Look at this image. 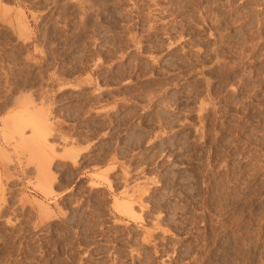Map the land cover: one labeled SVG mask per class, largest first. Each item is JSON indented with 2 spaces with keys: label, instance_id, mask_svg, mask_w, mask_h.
I'll return each instance as SVG.
<instances>
[{
  "label": "rangeland",
  "instance_id": "obj_1",
  "mask_svg": "<svg viewBox=\"0 0 264 264\" xmlns=\"http://www.w3.org/2000/svg\"><path fill=\"white\" fill-rule=\"evenodd\" d=\"M0 264H264V0H0Z\"/></svg>",
  "mask_w": 264,
  "mask_h": 264
},
{
  "label": "bare ground",
  "instance_id": "obj_2",
  "mask_svg": "<svg viewBox=\"0 0 264 264\" xmlns=\"http://www.w3.org/2000/svg\"><path fill=\"white\" fill-rule=\"evenodd\" d=\"M96 1H97V0H96ZM87 2H88V1H87ZM100 3H101V2H100ZM84 4H85V3H84ZM95 4H96V3H95ZM106 5H107V3H106ZM82 6H83V5H82ZM159 6H160V5H159ZM156 7H157V6H156ZM158 8H159V7H158ZM176 8H177V7H176ZM87 10H88V9H87ZM162 10H163V9H162ZM188 10H189V9H188ZM175 11H176V10H175ZM85 22H86V21H85ZM154 26H155V25H154ZM162 30H163V29H162ZM163 31H164V30H163ZM151 32H152V31H151ZM167 33H168V32H167ZM21 35H22V34H21ZM183 35H184V34H183ZM197 40H198V39H197ZM249 44H250V43H249ZM241 45H242V44H241ZM218 46H219V45H218ZM251 46H252V45H251ZM245 49H246V48H245ZM217 51H218V50H217ZM189 56H190V55H189ZM249 58H250V57H249ZM236 65H237V64H236ZM179 66H180V65H179ZM238 68H239V67H238ZM217 69H218V68H217ZM184 71H185V70H184ZM182 74H183V73H182ZM247 84H248V83H247ZM254 84H255V83H254ZM253 87H254V85H253ZM224 88H225V87H224ZM224 88H223V89H224ZM258 89H259V88H258ZM255 91H256V90H255ZM216 95H217V94H216ZM227 97H228V96H227ZM259 101H260V100H259ZM207 104H208V103H207ZM221 104H222V103H221ZM204 105H206V104H204ZM200 109H201V108H200ZM201 110H202V109H201ZM251 110H252V109H251ZM253 110H254V109H253ZM202 111H203V110H202ZM245 111H246V110H245ZM198 115H199V113H198ZM22 117H23V116H22ZM16 118H17V117H16ZM16 118H15V119H16ZM15 119H14V120H15ZM19 119H20V121H22L20 116H19ZM19 119L16 120V123H18L19 125H21V124L19 123V122H20ZM25 119H26V118H25ZM12 120H13V118H12ZM12 120H11V123H13V126H12V125L10 126V125H8V124H7V125L10 126V127H14V129L17 130V128H18L19 126H17V124L14 123L15 121L12 122ZM26 120L28 121V119H26ZM30 120H31V119H30ZM32 120H33V119H32ZM257 120H258V119H257ZM5 121H6V120H5ZM17 121H18V122H17ZM39 121H40V120H39ZM255 121H256V120H255ZM6 122H8V121H6ZM32 123H33L32 125L30 124L31 126L29 125V123H27V124H28L30 127L33 128V131H34L33 134H35V133L37 134V136H34V138L36 137V138H39V139H40V137H45L46 133H43V129H44L45 126H44V127H41V125H40L41 123H40V122H39L40 124H37L38 122H37V123L32 122ZM44 123H46V122H44ZM7 125H6L5 127H8ZM24 125H25V124H24ZM28 125H27V126H28ZM16 127H17V128H16ZM8 128H9V127H8ZM8 128H7V130H8ZM20 128H21V127H20ZM41 128H42V129H41ZM47 128H48V127H47ZM12 129H13V128H12ZM18 129H19V128H18ZM34 129H35V130H34ZM5 130H6V129H5ZM47 130H48V129H47ZM8 131H9V130H8ZM35 131H36V132H35ZM18 132H19V131H18ZM44 132H45V131H44ZM7 133H8V132H7ZM9 133H10V132H9ZM19 133H20V132H19ZM41 133H42V134H45V135L39 137L38 135H41ZM11 134H12V133H11ZM12 135H14V134H12ZM4 136H5V135H4ZM7 136H8V135H7ZM7 136H6V137H7ZM6 137H5V138H6ZM7 138H8V137H7ZM7 138H6V139H7ZM32 138H33V137H32ZM43 139H44V138H43ZM43 139H42V140H43ZM32 140H33V139H32ZM34 140H35V139H34ZM36 140H37V139H36ZM36 140H35V141H32V143H34V144H33L34 147H36V144H37V143H36V142H37ZM39 141H40V140H39ZM45 141H46V140H45ZM24 142H25V141H24ZM26 142H27V141H26ZM26 142H25V143H26ZM43 142H44V141H43ZM30 143H31V141L28 142V144H30ZM22 144H23V143H22ZM26 144H27V143H26ZM23 145L25 146V144H23ZM23 145H22V146H23ZM30 145H31V144H30ZM30 145H29V146H30ZM19 146H20V145H19ZM29 146L27 145V147H29ZM31 146H32V145H31ZM20 147H21V146H20ZM25 147H26V146H25ZM40 147H41V146H40ZM43 148H44V147H43ZM26 149H28V148H26ZM28 150H30V149H28ZM31 150H32V149H31ZM34 151H35V150H34ZM29 152H31V151H29ZM31 154H32V153H31ZM33 154H34V153H33ZM33 154H32V155H33ZM35 154H36V152H35ZM36 155H37V154H36ZM33 156H34V155H33ZM38 156H39V155H38ZM38 156H37V158H38ZM33 158H34V157H33ZM35 159H36V158H35ZM43 159L45 160L44 157H43ZM50 160H51V159H50ZM51 161H52V160H51ZM43 162H44V161H43ZM45 162H46V161H45ZM47 162H48V165H47V166H49V160H47ZM50 164H51V163H50ZM45 168H46V167H45ZM47 169H48V168H47ZM44 170H45V169H44ZM40 172H41V171H40ZM45 173H46V172H45ZM40 176H43V175L41 174ZM43 178H44V177H42V180H43ZM39 179H40V178H39ZM42 180H41V181H42ZM41 181H40V183H41ZM42 182H45V181H42ZM42 184H43V183H42ZM44 185L47 186V184H44ZM38 187H39V186H38ZM43 187H44V186H43ZM39 188H42V187H39ZM220 191H221V190H220ZM46 193L48 194L49 192H46ZM217 196H218V195H217ZM118 202H119V201H118ZM119 205H120V204H119ZM120 206H123V207L125 206V208H124L125 212H126L128 215L133 216V209H132V206H130V205H128V204H121ZM41 209H42V208H41ZM44 210H45V209H44ZM46 210H47V209H46ZM140 218H141V216H140ZM138 219H139V218H138ZM148 236H149V234H148ZM148 238H149V237H148ZM143 239H144V238H143Z\"/></svg>",
  "mask_w": 264,
  "mask_h": 264
}]
</instances>
